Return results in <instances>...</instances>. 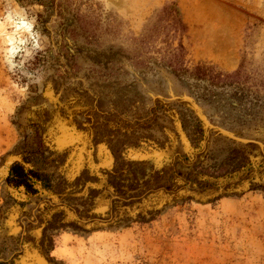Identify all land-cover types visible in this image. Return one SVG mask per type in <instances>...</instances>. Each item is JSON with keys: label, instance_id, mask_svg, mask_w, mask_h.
Here are the masks:
<instances>
[{"label": "rangeland", "instance_id": "374dc122", "mask_svg": "<svg viewBox=\"0 0 264 264\" xmlns=\"http://www.w3.org/2000/svg\"><path fill=\"white\" fill-rule=\"evenodd\" d=\"M174 132L207 172L264 160V0H0V262L264 264V178L114 221L159 189ZM15 161L41 192L7 182ZM74 218L102 226L54 224Z\"/></svg>", "mask_w": 264, "mask_h": 264}, {"label": "trees", "instance_id": "16d2710c", "mask_svg": "<svg viewBox=\"0 0 264 264\" xmlns=\"http://www.w3.org/2000/svg\"><path fill=\"white\" fill-rule=\"evenodd\" d=\"M188 121L191 122L190 124H193V130L190 133V143L193 145L192 153H197L200 150V142L205 139V130L202 129L201 122L197 118H192ZM165 137L166 143H163L165 154L162 159V166L151 169L148 177L149 183L156 180V183L151 185V188L159 189L155 192H150L137 202L140 207L136 214L131 215L130 211L120 209V213L117 214L114 221L120 220L122 222L132 216L144 217L146 214H152L160 210L164 205L178 200L193 199L198 202H210L222 195L241 194L264 178L263 159H250L245 162L243 160L245 157L242 156L243 153L239 152L238 155L237 151L234 150L227 157L219 171L207 172L203 169H198L201 164L200 161H196L188 166L184 164V160L188 158L187 155L183 154L174 157L177 153L175 151V143L178 140V134L174 132L173 137L170 135H165ZM156 147L161 148L160 145ZM165 165L166 168L163 170L162 167ZM44 178L45 175L28 169L22 163L15 161L9 166L6 179L9 184L21 187L25 193L35 194L45 188L46 183ZM157 180H160V182ZM159 205L161 206L159 207ZM54 224L55 226L78 224V227L84 228L85 226H89L90 229L102 226L97 221L83 224L75 218L71 221L60 219ZM28 248L36 250L43 255L48 249L47 239L35 238L33 241H30ZM21 253H15L9 264H17L14 257H17ZM0 264H6V262L1 261Z\"/></svg>", "mask_w": 264, "mask_h": 264}]
</instances>
